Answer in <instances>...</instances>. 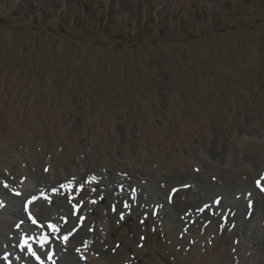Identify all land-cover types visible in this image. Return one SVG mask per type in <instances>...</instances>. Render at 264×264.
I'll return each instance as SVG.
<instances>
[{"label":"rangeland","instance_id":"rangeland-1","mask_svg":"<svg viewBox=\"0 0 264 264\" xmlns=\"http://www.w3.org/2000/svg\"><path fill=\"white\" fill-rule=\"evenodd\" d=\"M230 1L0 0V264H264V0Z\"/></svg>","mask_w":264,"mask_h":264},{"label":"trees","instance_id":"trees-1","mask_svg":"<svg viewBox=\"0 0 264 264\" xmlns=\"http://www.w3.org/2000/svg\"><path fill=\"white\" fill-rule=\"evenodd\" d=\"M241 1L242 0H231L229 3L230 5H228V7L229 6L230 7L223 9L225 12H227L229 14V16H227L226 21L223 22V25H221V23H214L213 22L212 28L228 32L229 30H231L234 27V24L236 25L235 28H237V29H242L246 26L248 27L251 24L255 25L254 24L255 20L253 21L252 18L250 19V17L252 16L250 14V11L247 9H241V7H243V5L241 4ZM238 4H239V6H238ZM230 17H233L235 19H239L240 23H236V22L228 23V20ZM245 18L247 19L248 23L243 22ZM242 25H245V26L242 27ZM208 27H210V23L207 20H205V24L201 27L202 29H204L202 35H207L206 34L207 31H205V29H208Z\"/></svg>","mask_w":264,"mask_h":264}]
</instances>
